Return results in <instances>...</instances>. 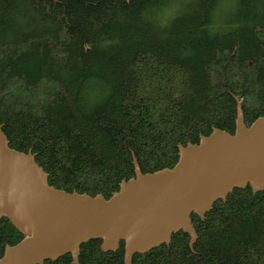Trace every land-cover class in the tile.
I'll return each instance as SVG.
<instances>
[{"label":"trees","instance_id":"obj_1","mask_svg":"<svg viewBox=\"0 0 264 264\" xmlns=\"http://www.w3.org/2000/svg\"><path fill=\"white\" fill-rule=\"evenodd\" d=\"M264 116V0H0V125L48 185L108 198L177 145ZM132 264H264V191L234 188ZM23 235L0 217V257ZM79 264H122L123 242ZM69 254L43 264H72Z\"/></svg>","mask_w":264,"mask_h":264},{"label":"water","instance_id":"obj_2","mask_svg":"<svg viewBox=\"0 0 264 264\" xmlns=\"http://www.w3.org/2000/svg\"><path fill=\"white\" fill-rule=\"evenodd\" d=\"M233 98V134L213 128L196 144H178L176 163L154 172L142 173L131 153L134 176L108 198L49 186L35 155L9 148L0 125V217L23 235L4 248L0 264H43L65 254L79 264L80 245L91 239L103 252L123 242L122 264H132L134 254L169 244L178 231L192 251V213L203 220L234 188L264 191V116L246 126L241 100Z\"/></svg>","mask_w":264,"mask_h":264}]
</instances>
